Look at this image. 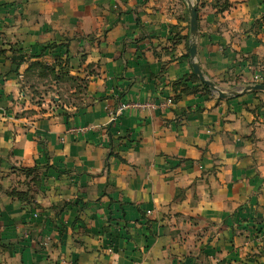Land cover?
Masks as SVG:
<instances>
[{
	"label": "crops",
	"instance_id": "0c3cea01",
	"mask_svg": "<svg viewBox=\"0 0 264 264\" xmlns=\"http://www.w3.org/2000/svg\"><path fill=\"white\" fill-rule=\"evenodd\" d=\"M43 69L82 102H37ZM256 82L264 0H0V264H264Z\"/></svg>",
	"mask_w": 264,
	"mask_h": 264
},
{
	"label": "rangeland",
	"instance_id": "374dc122",
	"mask_svg": "<svg viewBox=\"0 0 264 264\" xmlns=\"http://www.w3.org/2000/svg\"><path fill=\"white\" fill-rule=\"evenodd\" d=\"M36 73L37 76L29 77L30 79L28 80L30 82H28L31 84V87H28L27 90L30 95L32 93V97L37 102H48L62 109L82 102V98L86 93L85 81H79L64 73H59L58 80L55 82L49 70L43 69L42 74ZM195 78L201 82L198 76Z\"/></svg>",
	"mask_w": 264,
	"mask_h": 264
},
{
	"label": "water",
	"instance_id": "95a60500",
	"mask_svg": "<svg viewBox=\"0 0 264 264\" xmlns=\"http://www.w3.org/2000/svg\"><path fill=\"white\" fill-rule=\"evenodd\" d=\"M189 13H190V31L192 34L196 33L197 30V11H196V6L195 4H191L189 7ZM189 55L191 58V66L193 72L199 77L202 83L206 84L210 89L214 90L215 92L218 93L220 97H226V93H224L216 84L208 79L200 69L199 64L195 60V55H196V43L192 41L189 45ZM245 89H250V90H264V83L262 82H256L253 84H249L245 87Z\"/></svg>",
	"mask_w": 264,
	"mask_h": 264
},
{
	"label": "built area",
	"instance_id": "2783aa9c",
	"mask_svg": "<svg viewBox=\"0 0 264 264\" xmlns=\"http://www.w3.org/2000/svg\"><path fill=\"white\" fill-rule=\"evenodd\" d=\"M142 105L143 104L138 101L122 100L114 109L109 112V120L115 123L125 111L133 107H140Z\"/></svg>",
	"mask_w": 264,
	"mask_h": 264
},
{
	"label": "trees",
	"instance_id": "16d2710c",
	"mask_svg": "<svg viewBox=\"0 0 264 264\" xmlns=\"http://www.w3.org/2000/svg\"><path fill=\"white\" fill-rule=\"evenodd\" d=\"M195 77H197L194 73H192ZM73 78V77H72ZM75 79V78H74ZM199 81V80H198ZM201 86H203V88L208 89V86L206 84L203 83H199Z\"/></svg>",
	"mask_w": 264,
	"mask_h": 264
}]
</instances>
